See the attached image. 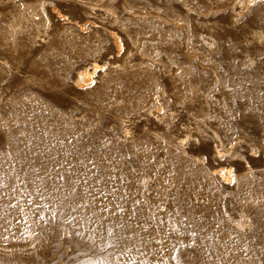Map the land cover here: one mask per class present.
I'll return each mask as SVG.
<instances>
[{"label":"rangeland","instance_id":"rangeland-1","mask_svg":"<svg viewBox=\"0 0 264 264\" xmlns=\"http://www.w3.org/2000/svg\"><path fill=\"white\" fill-rule=\"evenodd\" d=\"M0 264H264V0H0Z\"/></svg>","mask_w":264,"mask_h":264},{"label":"bare ground","instance_id":"bare-ground-1","mask_svg":"<svg viewBox=\"0 0 264 264\" xmlns=\"http://www.w3.org/2000/svg\"><path fill=\"white\" fill-rule=\"evenodd\" d=\"M56 9H57V7H56ZM54 10H55V8H54ZM56 14H57V16L58 15H60V12L59 11H56L55 12ZM76 22V21H75ZM108 33L113 37V39H114V41H117V40H119V39H116L117 37H115L113 34H115V33H113L111 30L110 31H108ZM94 66H96V65H94ZM85 70V69H84ZM90 73L87 71V70H85V71H80V80H81V82H89L90 81ZM79 80V79H78ZM82 84V83H81ZM218 170V172L220 173V175H221V177H225L226 175L227 176H229L230 174H229V171H225L223 168H219V169H217Z\"/></svg>","mask_w":264,"mask_h":264}]
</instances>
